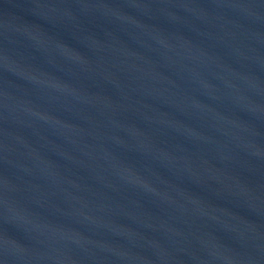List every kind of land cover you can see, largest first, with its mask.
<instances>
[{"label":"water","instance_id":"1","mask_svg":"<svg viewBox=\"0 0 264 264\" xmlns=\"http://www.w3.org/2000/svg\"><path fill=\"white\" fill-rule=\"evenodd\" d=\"M0 264H264V0H0Z\"/></svg>","mask_w":264,"mask_h":264}]
</instances>
